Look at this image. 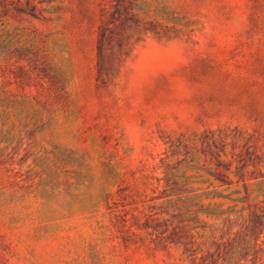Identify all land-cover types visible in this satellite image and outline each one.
Listing matches in <instances>:
<instances>
[{
	"label": "rangeland",
	"instance_id": "374dc122",
	"mask_svg": "<svg viewBox=\"0 0 264 264\" xmlns=\"http://www.w3.org/2000/svg\"><path fill=\"white\" fill-rule=\"evenodd\" d=\"M51 230L44 264H264V0H0V264Z\"/></svg>",
	"mask_w": 264,
	"mask_h": 264
},
{
	"label": "trees",
	"instance_id": "16d2710c",
	"mask_svg": "<svg viewBox=\"0 0 264 264\" xmlns=\"http://www.w3.org/2000/svg\"><path fill=\"white\" fill-rule=\"evenodd\" d=\"M217 196H223L222 194H217ZM73 207V204L70 203L68 208L71 209ZM211 214H217V213H211ZM58 219V218H56ZM26 218H22V221H26ZM55 218L48 219L49 223H46L47 226H56ZM54 230L51 231H43L41 233H38L36 231L29 232V233H22L21 234V240L23 242H31L27 245V247L23 250L14 251V250H8L7 254L9 258L11 259V262H16L17 264H44L41 261V254L38 250L37 246L34 244V242L38 239H41L43 237H47L52 233ZM99 241H92L89 243V248L94 249L98 248V253L101 255V259H106V255L104 250V243L105 239L99 238ZM233 251L231 250L228 257L226 258V264H236V261L232 258ZM118 264H123L122 262H119Z\"/></svg>",
	"mask_w": 264,
	"mask_h": 264
}]
</instances>
